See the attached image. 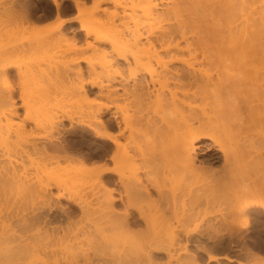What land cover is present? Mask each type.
<instances>
[{"label": "bare ground", "instance_id": "1", "mask_svg": "<svg viewBox=\"0 0 264 264\" xmlns=\"http://www.w3.org/2000/svg\"><path fill=\"white\" fill-rule=\"evenodd\" d=\"M35 2L0 0V264H195L194 234L242 233L218 210L264 209V0ZM202 140L222 174L196 167ZM211 189L217 224L189 229Z\"/></svg>", "mask_w": 264, "mask_h": 264}, {"label": "rangeland", "instance_id": "2", "mask_svg": "<svg viewBox=\"0 0 264 264\" xmlns=\"http://www.w3.org/2000/svg\"><path fill=\"white\" fill-rule=\"evenodd\" d=\"M29 1H31V0H28V2ZM34 1V3H36L35 1L36 0H32V2ZM46 1H48V2H52V0L50 1V0H46ZM92 0H88V2H91ZM67 5L66 6H68L69 7V9H68V13H67V16H65L64 18H66V20H68L67 22H69V24H68V26L69 27H72L73 29H76L75 31H78L79 30V23L76 21V14H77V12H76V8H75V6H74V4H73V2L72 1H67V3H66ZM91 3H88V5H90ZM72 8V9H71ZM42 14V11H40L39 13H38V15H41ZM68 17V18H67ZM70 19V20H69ZM72 19V20H71ZM54 21V22H53ZM55 23H56V20H49V21H40V22H37V27H39V29H45V28H49V27H51V26H53V25H55ZM40 24V25H39ZM47 24V25H46ZM51 24V25H50ZM75 25V26H74ZM67 26V27H68ZM81 34V31L80 32H77V35L78 34ZM76 35L74 38H78L79 39V41L81 42V40H83L84 39V36H82V35ZM71 35H69L68 37H69V39L71 38V39H74L73 38V36H71ZM78 39L77 40H73L74 41V43L76 42V43H80V42H78ZM66 40L68 41V39L66 38ZM73 41L71 42V40H69L68 41V44H71V43H73ZM70 42V43H69ZM66 43V42H65ZM210 68H208V67H206L205 68V70H207V69H209V71H211L212 70V68L214 67L215 68V66H213L212 68H211V66H209ZM216 69H214V71H215ZM212 74H215V73H213V71L211 72ZM17 80V79H16ZM18 81V80H17ZM17 81H14L13 83H15V85L18 83ZM21 113H23V111H21ZM66 129H68V130H71V128H70V126H69V123H67L66 122ZM67 130V131H68ZM254 133H255V131H254ZM72 136H74L73 134H71ZM74 138H76V141H77V143H78V145L76 144H74V143H72L71 145H72V147H73V155L75 154L76 156H87V154H88V156L87 157H90V155L93 153V152H95L94 151V145H89L88 143H86V141L84 142L83 141V138L81 137V133L80 134H78L77 136H74ZM78 139V140H77ZM87 139V138H86ZM84 143L83 145L81 144V143ZM71 145H70V147H71ZM86 145V146H85ZM80 146V147H79ZM88 146V147H87ZM76 148H77V150H76ZM218 148H217V146H215L214 145V143L211 141V140H202V141H200L198 144H196V148H195V153H194V156L196 157V162H197V165H196V167L197 166H199L200 168H201V166H203V168H210L209 166H212L211 167V170H215L216 171V173L217 172H219V173H221L222 174V172H223V168H224V159H223V155H222V153L219 151V149L217 150ZM260 149V148H259ZM93 150V151H92ZM90 151H92V152H90ZM262 151V150H261ZM263 152H264V149H263ZM212 160H214V164L211 162ZM91 161H93V160H91ZM210 161V162H209ZM90 163H92V162H90ZM223 163V164H222ZM210 164V165H209ZM262 164V163H261ZM95 165L97 166V164L96 163H94L93 162V167L92 168H95ZM209 165V166H208ZM215 165V166H214ZM262 166H264V165H261V167ZM223 167V168H222ZM91 168V167H90ZM90 168H86V169H88V170H90ZM91 168V170H95V169H92ZM221 169H223V170H221ZM264 169V168H263ZM83 170V169H82ZM208 170H210V169H207V171ZM220 170H221V172H220ZM259 170H261V172H259ZM189 171H191V170H189ZM201 172L200 173H202L203 174V172H207V171H203L202 172V170H200ZM196 172H198V171H196ZM194 173V172H193ZM193 173H191V174H193ZM208 173V172H207ZM207 173H205V175L207 174ZM209 173H210V171H209ZM215 173V172H214ZM215 173V174H216ZM258 173L259 174H257L258 176L260 175V173H261V175L262 174H264V170H262V169H259L258 168ZM197 175H198V173H196ZM218 174V173H217ZM216 174V175H217ZM191 176V175H190ZM193 176H195V174H193ZM193 176H191V178H193ZM202 176V175H201ZM198 177V176H197ZM196 176L194 177V180L193 179H191L192 181V183L190 184V185H188V187L190 186V188L192 189V187L193 186H195L197 183V179H198V182H200V181H202V180H204V178L206 177V178H208L209 176L208 175H206L205 177H203V178H200V176H199V178H197ZM190 178V177H189ZM205 178V179H206ZM210 178V177H209ZM259 178V177H258ZM201 179V180H200ZM261 179H262V177H261ZM260 179V181H262ZM190 180V179H189ZM210 180V179H209ZM205 181V180H204ZM204 181H202V183L204 182ZM259 181V182H260ZM196 184H195V183ZM208 182V181H207ZM195 184V185H194ZM198 184H200V183H198ZM196 185V187L197 186H204V185H202V184H200V185ZM204 184V183H203ZM214 184H215V182H214ZM213 184V185H214ZM217 184V183H216ZM215 184V185H216ZM226 184H228V181H227V183ZM193 185V186H192ZM231 185V184H230ZM206 186H208V184L206 183ZM203 187L202 188V190L204 189L205 190V188L207 189V187ZM217 186H219V184L218 185H216L215 187H217ZM220 186H221V184H220ZM219 186V187H220ZM196 187H194L193 189H195ZM222 187V186H221ZM228 187V186H227ZM227 187H225V189H227ZM230 187V186H229ZM228 187V188H229ZM222 188H224V187H222ZM230 188H233L232 187V185H231V187ZM215 189V188H214ZM220 189V188H219ZM225 189H223V190H225ZM209 190V189H208ZM221 190V189H220ZM220 190H219V192H220ZM228 190V189H227ZM231 190V189H230ZM212 191V189L210 190V191H206V192H210L208 195L210 196L211 195V193L213 192H211ZM215 191V190H214ZM219 192H217L218 193V195H219ZM224 192V191H223ZM222 191H221V196L222 195H224L225 193L227 194V191L226 192H224L223 193ZM200 193V192H199ZM202 193H203V191H202ZM215 193V192H214ZM216 193V194H217ZM228 193H232V190L229 192L228 191ZM205 196H207V193L205 194V193H203ZM213 194V193H212ZM215 194H213L212 196H214ZM230 196V195H229ZM215 198H216V196H214ZM222 197H226L225 195L224 196H222ZM221 197V198H222ZM212 198V197H211ZM219 200H220V196H219V198H218ZM223 199V198H222ZM221 199V200H222ZM229 199H230V197H229ZM216 200H217V198H216ZM219 200H217L218 202H216V201H214V198H213V201H214V203H210L211 204V206L209 205V206H207V204H206V206L208 207H206V206H202V207H200V209H204V211H201V210H199V212H202V214L201 213H199V214H201L200 215V217H198V216H194L192 219H193V221H195L194 223H191V221H190V224H189V226H190V228L189 229H191V227L193 226V228H195V223L197 222V225H196V227H199V225L201 226V227H203V229L200 227V229L199 230H204V228L205 227H207V225L206 224H208V223H210L209 221L207 222V221H205V220H207L206 218H210L209 220H211L212 219V223H214V224H217L216 222H213V221H215L216 219H218V218H220L219 217V215H221V214H225L224 216H226V214H228V212H229V215L231 214L230 213V209L232 210V204H231V208H229L226 204H224V202H225V200L226 199H224L223 201V205H225V207L223 206V205H220L222 202H221V200H220V203H219ZM210 201L212 202V199H210ZM229 202V201H228ZM227 202V203H228ZM231 202V201H230ZM214 204H216L217 206H215ZM220 205V207H219V205ZM239 204V203H238ZM238 204H236V202H235V204H233V205H238ZM223 206V207H222ZM206 207V208H205ZM211 207V208H210ZM212 207H214V208H212ZM217 207V208H216ZM220 208V209H219ZM224 208V209H223ZM229 209L228 210V212H227V209ZM206 209H207V211H206ZM211 209V210H210ZM219 209V210H218ZM221 209H223V210H221ZM198 210H197V212H198ZM215 210H218L221 214H219V213H217L218 211H215ZM226 213H225V212ZM253 211V212H252ZM251 212H249L248 214H246V215H241V216H239V218L238 217H236V216H234V215H232V216H230V218H229V215H228V217L226 218L227 220L228 219H230L231 221H229V224L231 223V222H233L234 220L236 221V219H237V221H242L243 222V224H244V219L246 220V222H245V224L247 223V221H248V226H247V228H245V229H243V231H242V233H238L239 235H235V236H233V235H227V234H224L225 232L226 233H229V232H227V231H224V233H219V235L221 234V236H219V235H214V237L212 236V235H207L205 232H204V234L201 232H198V234L196 233V234H194L193 235V237L192 238H189L188 239V241L190 240H193L191 243H190V241H189V243L191 244H189L188 246L189 247H191V248H189V250H191L195 255H197V260L198 261H195V264L197 263V264H216L217 262H214V261H210L209 260V258H208V255H210V253L209 254H205V251L204 250H207V252H209V250L211 251L212 250V252H213V250H214V252H216L215 251V249L218 251V253L216 252L215 254H216V256H218V255H220L218 258L220 259V260H218V263L219 264H221L222 262L223 263H225V264H257L260 260L259 259H261L262 257L264 258V209H262V208H254L253 210H252ZM213 212H215V213H213ZM207 214V215H206ZM211 214V215H210ZM250 214V215H249ZM212 215H214L215 217H216V215H218V218H216V219H213V218H215V217H213ZM210 216V217H209ZM211 216H212V218H211ZM202 217V218H201ZM232 217V218H231ZM246 217V218H245ZM182 218V217H181ZM198 218L200 219V220H198ZM235 218V219H234ZM244 218V219H243ZM180 219V218H179ZM178 219V220H179ZM239 219V220H238ZM78 220H80V219H78ZM77 220V221H78ZM182 219H180V224L182 223V222H184V220L183 221H181ZM204 220V221H203ZM177 221V220H176ZM186 221V220H185ZM202 221H203V224L205 225H203L202 226ZM219 220H217V222H218ZM260 221V222H259ZM242 222H241V225H242ZM250 222V223H249ZM177 223V222H176ZM175 223V224H176ZM177 224V227H181L182 225H180V224ZM188 223V222H187ZM187 223H183L185 226H187L188 224ZM206 223V224H205ZM228 223V222H227ZM237 223V222H236ZM235 223V225H240V224H236ZM261 223V224H260ZM187 224V225H186ZM192 224V225H191ZM211 224V223H210ZM221 223H219V225H220ZM223 224H226V222L225 223H222V225L221 226H223ZM234 224V223H233ZM178 225H180V226H178ZM218 225V226H219ZM243 226V225H242ZM184 227V226H183ZM249 227V228H248ZM185 228V227H184ZM179 230H180V228H179ZM177 234H176V236L178 235V232H176ZM180 233V232H179ZM200 233V234H199ZM244 233V234H243ZM181 234V233H180ZM179 234V235H180ZM223 235V236H222ZM182 237H183V240L185 239V237L183 236V235H181ZM202 236V237H201ZM209 236V237H208ZM218 236V237H217ZM177 237H179V236H177ZM182 237H179V238H181L182 239ZM196 237V238H195ZM236 237V238H235ZM238 237V238H237ZM179 238L177 239V241H180V243L182 244V243H185L184 241L182 242L181 240H179ZM199 238V239H198ZM209 238V239H208ZM211 238V239H210ZM222 238V239H221ZM254 238V239H253ZM197 239V240H196ZM208 239V240H207ZM222 240V241H221ZM224 240H226L227 241V244H226V241H224ZM185 241H186V239H185ZM194 241H196V242H194ZM217 241H218V243H217ZM222 242V244H223V241H224V244L223 245H225V247H226V249L228 250H226L225 249V247H223V249H225V252H224V254L223 253H221L222 251H220L221 250V248H220V246H222V244L220 243V245H218L219 247L217 248V247H215L217 244H219V242ZM215 242H216V244H215ZM228 242H229V245H228ZM184 245V244H183ZM213 245H215L214 247L215 248H213ZM227 245H228V247H227ZM241 245V246H240ZM252 245V246H251ZM181 246V245H180ZM199 247H200V249H199ZM231 247V248H230ZM246 247H247V249H246ZM207 248V249H206ZM232 249V250H230V249ZM243 248V249H242ZM203 249V250H202ZM222 249V250H223ZM247 250L249 251V253L247 252ZM261 250V251H260ZM219 251H220V253H219ZM206 252V253H207ZM211 252V253H212ZM214 252L212 253V255H214L215 256V254H214ZM181 253V252H180ZM183 253V252H182ZM181 253V254H182ZM232 253V254H231ZM242 253H243V255H242ZM245 253H248L249 254V256H247ZM253 253H255V256H256V254L258 255V259H256L255 258V256H254V258L252 257L254 254ZM202 254V255H201ZM227 254H228V257L229 258H231L232 260H228L229 258L227 257ZM250 254H251V256H250ZM260 254V255H259ZM162 255V256H161ZM161 255H160V257H162L161 258V263L162 264H164L165 262H166V254L165 253H161ZM198 255H200V256H198ZM205 255H207V256H205ZM163 256L165 257V258H163ZM201 256L205 259L206 258V260H204L203 258H201ZM205 256V257H204ZM211 256V255H210ZM245 257V259H244V257ZM160 257H159V259H160ZM183 257H184V255H183ZM224 257V258H223ZM226 257V258H225ZM252 257V258H251ZM261 257V258H260ZM228 258V259H227ZM263 258H262V260H261V262L262 261H264L263 260ZM159 259H157V260H159ZM201 259V260H200ZM209 261H208V260ZM168 260V259H167ZM187 262L186 263H184V264H194V262L192 261H189V260H186ZM208 261V262H207ZM219 261H221V262H219ZM240 261V262H239ZM249 261V262H248ZM183 262H185V261H183ZM241 262H243V263H241ZM157 263H159V261H157ZM167 263V262H166ZM217 263V264H218ZM222 263V264H223ZM264 263V262H263ZM160 264V263H159ZM258 264H260V262L258 263Z\"/></svg>", "mask_w": 264, "mask_h": 264}]
</instances>
